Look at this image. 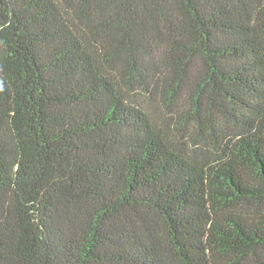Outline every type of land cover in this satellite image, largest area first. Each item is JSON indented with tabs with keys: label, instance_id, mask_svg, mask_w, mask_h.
Segmentation results:
<instances>
[{
	"label": "trees",
	"instance_id": "trees-1",
	"mask_svg": "<svg viewBox=\"0 0 264 264\" xmlns=\"http://www.w3.org/2000/svg\"><path fill=\"white\" fill-rule=\"evenodd\" d=\"M0 264H264V0H0Z\"/></svg>",
	"mask_w": 264,
	"mask_h": 264
}]
</instances>
